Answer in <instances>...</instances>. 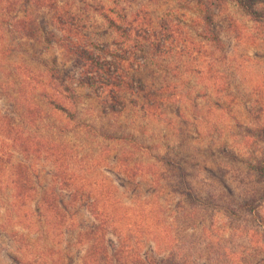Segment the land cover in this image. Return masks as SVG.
Listing matches in <instances>:
<instances>
[{"label": "rangeland", "instance_id": "rangeland-1", "mask_svg": "<svg viewBox=\"0 0 264 264\" xmlns=\"http://www.w3.org/2000/svg\"><path fill=\"white\" fill-rule=\"evenodd\" d=\"M194 5L195 0H0V149L8 146L13 165L4 166L0 178L1 202L6 191L15 190L9 178L15 166H23L25 186L36 194L24 207L32 211L42 191L58 188L67 212L61 225L43 228L33 219L0 218V264L88 263L89 242L82 237L93 220L77 200H69L71 176L83 190L102 188L110 197L114 190L121 204L160 205L153 209L158 218L164 206L175 220L196 219V247L206 249L204 237L222 250L236 247L228 255L233 264L240 261L244 234L247 252L263 251L264 180L253 169L264 150V30L221 0L211 13H217L222 46H210L199 37L204 33ZM104 16L121 26L145 19L156 28L165 20L182 36L166 43L163 60L143 64L134 44L118 38ZM80 52L108 62L122 80L118 89H102L97 79L86 84L97 76L87 73ZM142 83L149 94L167 86L157 94L164 104L150 108L156 95L143 99ZM137 168L141 178L127 173ZM188 188L193 200L178 195ZM110 197L105 201L112 204ZM246 201H252L255 216L237 210ZM105 239L119 242L116 236ZM134 248L146 250L142 244Z\"/></svg>", "mask_w": 264, "mask_h": 264}, {"label": "trees", "instance_id": "trees-1", "mask_svg": "<svg viewBox=\"0 0 264 264\" xmlns=\"http://www.w3.org/2000/svg\"><path fill=\"white\" fill-rule=\"evenodd\" d=\"M227 1L240 9L252 25L264 30V0ZM219 4H221V0H212L211 3L207 0H195L194 6L197 8L195 14L200 21V30L204 33L203 35L200 34V39L210 46L221 48L222 43L215 24L217 22L214 21L217 13H211L212 9H215L217 5L218 7L220 6ZM104 18L106 19L108 28L111 29L118 38L134 44L140 54V58L145 61L142 62L143 64L152 63L159 58L163 60L167 52L165 49L168 50V48H166V43L169 41L172 43L171 38L174 34H177L179 37L182 36L179 31H173L175 28L171 26L172 23L169 25L167 23L165 25V20H160V25L156 28H152L146 23L147 21H145V19L139 21V25H136V21H133L125 26H121L107 16H104ZM48 37L55 39L53 34H48ZM162 48H164V50H162ZM203 51L205 52L204 48ZM180 54H182V52H180ZM77 55L85 62L84 68H88L87 73H94L97 76L96 78L90 77V79H86V84L91 86L96 83L97 79L101 82L102 89H108L109 86L118 89L117 86L122 80L115 77L113 71L109 68L111 66L108 62L99 61L97 57L94 58V56L88 52H80L77 53ZM148 55H150L153 60L147 58ZM140 66L141 65H139V67ZM206 66L209 70H212L208 63ZM112 69L116 72L118 67ZM166 80L170 83L168 77ZM141 85L142 87L139 88V91L144 94L142 96L143 99H147L148 102H150V97H153L154 94L156 95V99L152 102V106L148 105L150 108H154L155 104H157L158 107L164 104L162 97L157 98V94L162 92L167 86H163L161 89L157 90L158 93L149 94L145 93V84L142 83ZM113 90L114 89H112V91ZM50 104L61 111L63 110V108L54 101H50ZM177 116L180 117V113H178ZM3 132L6 133L5 130ZM5 136L8 137L9 134L6 133ZM11 145L14 147L16 143H12ZM24 146L25 145L21 143L20 150L23 152L25 149ZM6 147L7 150L4 149L2 144V148L0 149V178L3 176L2 173L5 170L4 166H8L9 169L13 166L10 158L12 152L8 150V146ZM14 170H16V174L9 176V178H13L11 184L15 186V190L5 192V195H3L5 198L3 199V203L0 198V210L3 212L0 218H7L10 221H14L17 218L22 219V221L33 219L37 222L39 227L41 224L42 228L43 225L46 227H53L56 222L61 225L67 216L66 208L61 200H59L60 197L58 192H60L61 189L57 188L54 190L42 191L39 197H36L37 199L33 202L32 211H28V209L24 207V204L35 198V190H31L25 186L28 176L26 167L18 166V168H16L15 166ZM253 171L258 178L264 180V150L258 165ZM139 172H141V169L138 168L137 171H127L131 177L138 175L136 177L141 178L139 175H142V173ZM122 175L124 176V174ZM148 176L150 178L149 182L152 183L156 175L152 174ZM74 179L72 176L68 178L71 184L68 185L67 188H72L68 191V198L70 201L77 200L81 207L89 211L88 213H90L89 215L93 220V223L84 232V237H82L84 242L85 240L89 242V245H87L88 247L84 251L88 261L87 264H233L231 260L229 261L228 255H232L233 252H235L234 250L237 249L236 247L233 249H219L214 246L213 242L207 237H204L203 241V243L205 242L206 249L200 251L198 247H196L198 239H195V235L191 232L197 229L195 224L196 219L186 217L184 219L177 218L175 220L174 211H170L168 214L164 206L161 207L160 210L161 218H158L154 216L153 209L155 207V210H158V206L160 209V205H155L153 208H151V206L142 208L136 205V201L131 200L127 204H121L120 202L114 201V196L116 194L114 190V196L112 197H110L112 195L110 192L109 195L106 193L102 194L101 192H105L100 191L102 188L83 190L72 184L75 182ZM21 184H24L25 187ZM184 190L185 191H179L178 195L182 198L189 197L187 200H190V198L193 200L194 194L192 190L190 188ZM108 197H110L109 200L113 201L112 204L110 201L109 203L105 201ZM2 204L4 207H2ZM187 204L189 205L188 202ZM223 210L229 213L228 208ZM237 210L248 213L250 217L256 215L252 201H246L243 205L238 206ZM231 212L232 213H229V215L233 217L234 211ZM173 214L175 221L173 226H171L170 221L172 220L170 216ZM42 228L40 232H44L45 236L46 230L44 228L42 231ZM198 230L200 237L204 231V227ZM228 230L233 231L231 226L228 227ZM244 235L245 236L241 239L245 241L246 244L244 248L241 249L242 253L241 256H239L240 261L236 264H264V243L263 251L259 248L258 250L255 248L258 253L253 249L247 252V236L246 234ZM106 236H116L119 242H117L115 246L105 239ZM228 236L229 235H226V237L221 238L219 242L227 241ZM97 240H99V243ZM102 240L105 246L100 244ZM123 240L126 241L124 245L122 244ZM132 244L134 247L141 244L144 245L146 247L145 252L139 253Z\"/></svg>", "mask_w": 264, "mask_h": 264}]
</instances>
